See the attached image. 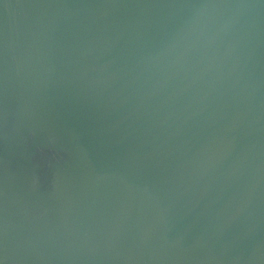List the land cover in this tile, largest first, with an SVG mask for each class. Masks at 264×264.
<instances>
[{
  "label": "clouds",
  "instance_id": "1",
  "mask_svg": "<svg viewBox=\"0 0 264 264\" xmlns=\"http://www.w3.org/2000/svg\"><path fill=\"white\" fill-rule=\"evenodd\" d=\"M259 17L264 0H0L5 127L10 96L26 115L62 95L94 140L54 218L13 219L5 191L0 264H264V143L237 151L198 103L241 79ZM241 232L260 233L247 254L216 251Z\"/></svg>",
  "mask_w": 264,
  "mask_h": 264
},
{
  "label": "water",
  "instance_id": "2",
  "mask_svg": "<svg viewBox=\"0 0 264 264\" xmlns=\"http://www.w3.org/2000/svg\"><path fill=\"white\" fill-rule=\"evenodd\" d=\"M181 2L259 4L260 0ZM220 51L224 52L223 45ZM19 103L15 96H10L6 127L0 117V207L6 191L13 219L25 214L54 218L57 208L73 200L78 191L82 179L79 149L94 150L92 129L72 102L62 95H50L34 114L17 115ZM198 103L204 109L202 115L210 114L212 127L218 129L226 141H231L237 151L249 140L264 143V17L255 21L245 50L241 79L228 80L223 86L217 80L215 85H209L208 95ZM235 231L239 228L234 229L233 234ZM170 235H175V230ZM259 239L260 233L244 236L241 232L235 240L228 235L220 238L216 251L219 244H225L233 254H247L251 243ZM183 243L186 247H196L190 236L185 237ZM16 257L17 254L9 252L5 264H35ZM0 258H4L3 254Z\"/></svg>",
  "mask_w": 264,
  "mask_h": 264
}]
</instances>
